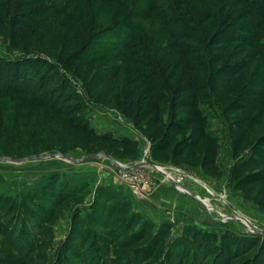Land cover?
Wrapping results in <instances>:
<instances>
[{"label": "rangeland", "instance_id": "obj_1", "mask_svg": "<svg viewBox=\"0 0 264 264\" xmlns=\"http://www.w3.org/2000/svg\"><path fill=\"white\" fill-rule=\"evenodd\" d=\"M168 1L179 10L170 13L192 22L193 35L175 38L161 19L141 21L132 45L139 39L144 49L65 36L57 18L52 29L8 23L11 14L0 8L3 66L40 51L51 63L44 81L57 79L36 101L0 96V157L60 154L0 160V205L16 200L0 214V264H264V59L249 39L222 43L247 9L234 0ZM19 28L27 29L12 35ZM174 42L198 56L196 108H184L189 93L151 63L176 62ZM151 85L156 98L148 100L142 94ZM110 157L159 169H123ZM23 223L34 226L26 231L36 237L30 249L15 231Z\"/></svg>", "mask_w": 264, "mask_h": 264}, {"label": "trees", "instance_id": "obj_2", "mask_svg": "<svg viewBox=\"0 0 264 264\" xmlns=\"http://www.w3.org/2000/svg\"><path fill=\"white\" fill-rule=\"evenodd\" d=\"M234 1L245 7L247 12L244 15L239 14L236 17L237 20L234 19L233 22L229 24V26H231L230 31H226V33L223 32L224 35H226V38L222 41L223 45L228 48L230 43L235 40L242 39V41H245L249 39L252 47L255 46L257 53L264 59V41L261 40L263 36L259 37L258 34L255 33H258V30L262 29L258 22L264 24V0ZM13 2L16 3L14 4ZM159 2L164 4H159ZM168 2V0H0V8L6 9L7 12L11 14L9 15L10 20L8 23L13 22L17 24L18 21L33 23V25L39 23L38 25H40L39 27H41V29H52L53 23L49 20L57 18L58 20L61 19L64 21L62 28L65 36L69 35L75 37L82 34L88 36V40L101 38L107 40L108 44H105V48L120 50L134 49L135 47H143L144 49L145 46L139 39H136L138 42L137 45H132V37L135 35L134 32L137 31L135 29L141 21L145 22L152 18L161 19L165 26L172 27L173 32L171 33L174 37L193 35L195 28L192 26V22L185 18V20L180 19V16H176L174 12L170 13V11L179 10L177 8L172 9ZM31 8L32 10L29 11L28 9ZM25 10L29 12L21 13V11ZM66 21H68L67 24ZM239 24L241 25L238 26ZM141 26L137 29L139 30ZM237 26L239 27L238 30L235 29ZM84 27L87 29L88 34L87 32H82L84 31ZM25 29L27 28L13 29L14 32H12V35L16 33L19 34ZM32 29H34V26ZM29 30H31L30 27ZM236 31L248 36L245 35L242 38L238 37L239 35ZM86 45L88 46V41L82 46V49H86ZM173 47L176 48V62H167L168 59L158 62L154 59L151 63H153L158 73L161 68L163 69V71L159 73L161 77H164L165 74L168 75L166 78L168 84L169 82L173 84L178 81L179 88L189 93L188 96L181 99L180 102L182 106L186 109L196 108L198 103L197 91L200 80V68L194 63V60L198 58V56L191 54L193 49L185 42H174ZM40 53L43 54L40 51H33L21 56L16 55L13 60L10 56L6 55L10 58V60H8L10 64H6L5 66H3V62L0 61V96L20 94L36 101V98L41 97L40 93L44 95L43 93H45L47 87L54 84L57 79H55V77L50 81L46 79L50 83L44 81L42 75L43 69H45L46 65H51V63H49L47 58L41 57V55H39ZM2 57L3 56H0L1 59ZM141 61L142 63L138 64L137 70H139L142 64L147 62ZM214 61V65H218L221 68V59L217 58ZM4 68L7 69L8 72H11L10 75L5 73ZM241 69L242 67L233 69L228 76H235ZM225 71H227V69H223V72ZM144 72L145 70L141 73V76L144 77L146 81H149L151 78L145 76ZM153 76L157 77L158 74ZM63 79L65 80L64 77ZM227 83V85L230 86L229 81ZM156 88L157 85H151L142 95H148L147 99L150 100L152 93L154 94V98H156L154 92ZM170 91L171 90H169V92ZM48 93L49 92H46L45 94ZM45 101L48 103V100ZM258 118L259 115L252 116L249 120L248 127H253ZM15 203V199L14 202H10L6 199L3 204L0 205V214L8 208L13 207ZM40 222L41 221H39V223ZM2 225L3 224L0 222V227ZM33 228L34 226L32 227L28 223H23L15 228L18 234L17 236L25 241L29 249L35 243L36 237L33 238V230L32 235L31 232L26 231H30ZM18 246L21 247L20 245ZM25 260L31 261L30 258H25ZM89 260L93 262L94 259H87V264H92Z\"/></svg>", "mask_w": 264, "mask_h": 264}, {"label": "water", "instance_id": "obj_3", "mask_svg": "<svg viewBox=\"0 0 264 264\" xmlns=\"http://www.w3.org/2000/svg\"><path fill=\"white\" fill-rule=\"evenodd\" d=\"M60 154H50V155H45V156H43V155H37V156H32V157H28V158H18V159H11V158H6V157H0V160L1 161H14V162H23V161H26V160H28V159H31V158H44V157H55V156H59ZM64 158H66V159H68V160H73V161H77V160H79V159H77V158H73V157H70V156H68V155H63V154H61ZM100 154H96V155H92V156H90L88 159H94L95 157H98ZM112 160H114L112 157H110ZM115 161V160H114ZM116 162V161H115ZM117 164H118V162H116ZM146 164H149V165H151V166H154L156 169H159V167L157 168V166L156 165H154V164H152V163H149L147 160H144V161H142V162H140V163H138V164H135L134 165V167H138V166H142V165H146ZM119 165V164H118ZM127 168H131V167H127ZM162 173H164L163 171H162ZM172 182H173V184H174V181H173V179H171V178H169ZM190 193H191V191H190ZM194 197L195 198H197L202 204H203V201L198 197V196H196V195H194Z\"/></svg>", "mask_w": 264, "mask_h": 264}, {"label": "built area", "instance_id": "obj_4", "mask_svg": "<svg viewBox=\"0 0 264 264\" xmlns=\"http://www.w3.org/2000/svg\"><path fill=\"white\" fill-rule=\"evenodd\" d=\"M119 167H121V168H123V169H127V167H124L123 165H121L120 163H119V165H118ZM142 166H144V165H142ZM134 167V165L133 166H131V168H133ZM138 167H140V166H138ZM138 167H134V168H138ZM168 178H171V179H173V181H174V184L177 186V187H179L178 185V183L180 182V180H175L172 176H167ZM187 192H189L190 193V191H188L187 190Z\"/></svg>", "mask_w": 264, "mask_h": 264}, {"label": "bare ground", "instance_id": "obj_5", "mask_svg": "<svg viewBox=\"0 0 264 264\" xmlns=\"http://www.w3.org/2000/svg\"><path fill=\"white\" fill-rule=\"evenodd\" d=\"M170 182H171V181H170ZM178 186H179L178 188H179V191H180V189H182V187H180V185H178ZM178 188H177V189H178ZM184 190H186V189L183 188V191H184Z\"/></svg>", "mask_w": 264, "mask_h": 264}]
</instances>
